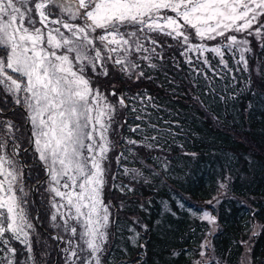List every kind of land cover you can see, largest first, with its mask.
<instances>
[{
	"label": "snow or ice",
	"instance_id": "1",
	"mask_svg": "<svg viewBox=\"0 0 264 264\" xmlns=\"http://www.w3.org/2000/svg\"><path fill=\"white\" fill-rule=\"evenodd\" d=\"M253 34L264 39V0H0V91L26 109L36 152L50 176L48 190L57 209L52 219H63L65 231L87 246L90 259L75 249L72 257L100 264L109 221L104 161L112 147L108 131L115 105L92 86L85 70L99 69L107 76L112 63L139 79L144 72L138 61L156 68L153 59H164L158 49L174 40L187 64H194L190 54L202 63L193 68L196 75L208 78L209 71L219 73L207 52L229 72L225 54L238 52L236 62L247 68L245 53L251 49L246 36ZM117 103L126 107L123 97ZM19 175L0 155V244L12 255L16 250L10 240L23 234L27 243L25 228L31 227L17 197V191L23 192L14 184ZM202 218L215 220L207 212Z\"/></svg>",
	"mask_w": 264,
	"mask_h": 264
},
{
	"label": "trees",
	"instance_id": "2",
	"mask_svg": "<svg viewBox=\"0 0 264 264\" xmlns=\"http://www.w3.org/2000/svg\"><path fill=\"white\" fill-rule=\"evenodd\" d=\"M169 41L158 49L164 59L152 61L156 68L138 61L144 72L139 79L129 78L116 65L118 90L126 105L118 178L136 169L148 182L138 185L135 194L119 197L124 205L115 208L122 207L123 217L112 219L100 264H264V39L249 41L247 68L236 62L238 52L235 57L226 53L230 72L219 64V57L207 52L219 73L209 71L208 78L193 71L203 67L195 56L190 66L176 42ZM4 106L0 103V112ZM137 125L139 129L132 131ZM215 195L223 197L212 209L217 226L213 231L191 212L202 211L200 204ZM175 197L186 206L183 210H178ZM162 200L171 201L180 213L162 215ZM129 225L140 231L137 246L127 238ZM25 231L27 243L23 234L9 242L15 255L0 244V264L8 259L13 264H38L40 247L33 233ZM58 259L53 264L71 261L62 243Z\"/></svg>",
	"mask_w": 264,
	"mask_h": 264
},
{
	"label": "rangeland",
	"instance_id": "3",
	"mask_svg": "<svg viewBox=\"0 0 264 264\" xmlns=\"http://www.w3.org/2000/svg\"><path fill=\"white\" fill-rule=\"evenodd\" d=\"M246 39L248 41H259L261 38L256 37L255 34H253L250 36H246ZM167 42L170 41L167 40ZM193 42L199 43L198 40H194ZM207 43L210 46H214L217 42L207 41ZM190 55L196 57L195 54ZM205 55H207V53H205ZM107 67V76L100 74L99 69H97V71L93 73L90 68H87L85 70V75L90 79L92 86L96 89H99L101 94L107 96L109 103L115 105V112L111 122V127L108 131V138L111 141L112 147L111 150L107 153V159L104 161V166L106 168V183L104 186L103 195L104 202L109 209V221L107 228L105 229L108 236V232L112 224V219L114 220V218L118 216L123 217L120 209L122 207H120L119 209L115 208L116 206L119 207L124 205L119 197L124 198L128 197L125 194H135L136 191L138 192L139 190L137 189L138 185L145 186L148 182V178L144 177L141 179L140 172L136 169L131 170L128 174L121 173L122 179L120 177L118 178L117 166H119L121 158L119 134L121 125L124 120V110L117 103L118 98L121 97V93L118 90L120 86L119 81L116 80V78L118 79V74H116V72L118 73V68L112 63H108ZM98 83L102 87H98ZM106 84H109L110 87L108 89H103ZM113 91H115L118 95L112 96L111 93ZM0 103L5 104L3 110L0 112V144L3 145V147L0 148V155H4L6 159L11 160L14 171L20 174L14 184L17 186V188H23V192L17 191V197L19 198L27 222L31 225V227L26 228L33 233L36 246L40 247L39 249H37L36 254L38 258V264H53V261H58L59 248L61 246V243L64 245L70 257V264H73V262L74 264H82V259H90V257L88 256V252L86 251L87 246L82 240H79L78 236L73 237L70 232L65 231L63 219H61L59 216H57L56 220L52 219V216L57 213V209L52 206L54 194H52L48 190L50 176L48 174L47 167L44 162L39 159V154L36 152V146L34 142L33 148L31 150H28L32 142L31 136L33 128L27 112H23L24 114H17V112L15 111H20L21 108L26 111V109L21 105L16 104L13 97L3 91H0ZM9 109L10 111H8ZM27 124H29V130H27ZM25 151L27 152L26 154L23 153ZM116 159H118L117 162ZM32 165L33 167H37L38 169L33 168ZM5 167L7 168L9 166L5 165ZM46 176L48 177L45 182H43ZM0 179H3V177H0ZM140 180L141 182H138ZM33 181L35 183H33ZM218 183L219 186H222L219 181ZM221 193L223 194V191ZM221 195H215L212 201L200 204V208L202 211L199 212L193 209V211L191 212L192 218H198L200 221H206L210 225L212 230L216 231L217 226L215 220L213 223H210L202 217L205 212H207L211 217H214L212 209L217 208L221 203L223 197ZM133 198H138V200H141L142 203H145V201H147L149 204L151 203L150 199H143L138 196H134ZM56 200H59V198L57 197ZM176 204L178 210H183V208L186 207L178 200H176ZM160 205L162 206V215L165 213H171L173 215L180 213L171 205V201L169 203L168 200H162V203ZM66 211L67 210L63 208L60 209L61 213H66ZM131 220L133 222H136L133 218ZM70 223L75 224L74 221H70ZM257 228L258 227L255 226L256 230ZM42 231L46 232H44L46 236L42 233ZM79 231L80 229L78 227V233ZM139 232L140 231L134 225H129L127 238L129 239L131 245L137 246L139 240ZM69 240L72 241L71 245H69ZM77 244L84 248L85 251L81 252L80 248L76 247ZM123 244L126 248L127 245L125 241H123ZM102 247L104 250L105 243ZM73 249L77 251L78 255L82 259H77L76 257H72L70 255V252ZM103 250L98 253L99 258H103L101 257V253L103 252ZM40 261L42 263H40ZM93 264H95L94 260Z\"/></svg>",
	"mask_w": 264,
	"mask_h": 264
},
{
	"label": "water",
	"instance_id": "4",
	"mask_svg": "<svg viewBox=\"0 0 264 264\" xmlns=\"http://www.w3.org/2000/svg\"><path fill=\"white\" fill-rule=\"evenodd\" d=\"M27 130H29V124H27ZM31 136V135H30ZM31 138H32V142H31V145H30V148H33V137L31 136Z\"/></svg>",
	"mask_w": 264,
	"mask_h": 264
}]
</instances>
